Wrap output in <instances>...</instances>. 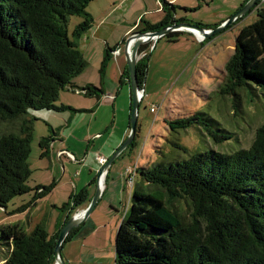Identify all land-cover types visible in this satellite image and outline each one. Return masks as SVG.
<instances>
[{
  "label": "trees",
  "instance_id": "trees-1",
  "mask_svg": "<svg viewBox=\"0 0 264 264\" xmlns=\"http://www.w3.org/2000/svg\"><path fill=\"white\" fill-rule=\"evenodd\" d=\"M157 1L163 19L150 24L142 18L140 23L146 24L143 32L185 23L209 30L221 25L192 24L186 17L176 15L175 3ZM92 2L0 0V126L17 125L16 132H0V207L3 209L15 197L35 191L30 202L19 211L33 210L56 186L52 183L32 189L28 185L32 176L28 159L33 136V121L28 116L30 110L71 114L86 111L56 103L62 92L75 89H72L74 80L87 67L79 41L94 24L93 16L87 11ZM184 9L187 12L190 8ZM73 17L81 22L70 37L68 26ZM184 33H169L162 39L177 43ZM150 47L146 44L139 49V54L144 55L137 64L141 89L147 77ZM235 47V53L225 65V84L218 94L236 96L239 90L248 89L251 101L259 96L264 98V10L258 11L256 22L240 30ZM118 48L120 45L106 47L102 74ZM125 78V83L130 85L128 69L122 76L123 84ZM75 90L96 101L106 94L103 85ZM167 124L173 133L202 126L214 144H238L233 133L220 129L216 121L205 115L167 120ZM53 141V137L40 141L42 158L49 157ZM134 145L135 140L131 147ZM167 145L172 148V154L158 149L155 163L136 170L144 187L129 194L114 240L115 264H264V123L247 149L236 147L223 152L207 144L204 150L191 152L176 141H167ZM178 154H183V159L176 157ZM90 202L86 188L72 194L60 209L61 217L53 235L42 223L31 232L22 223L3 226L1 239L9 252L4 264H55L54 251L64 224ZM180 205L186 208L183 210ZM112 210L119 212L117 208ZM82 225L71 231L63 249L78 235Z\"/></svg>",
  "mask_w": 264,
  "mask_h": 264
},
{
  "label": "rangeland",
  "instance_id": "rangeland-1",
  "mask_svg": "<svg viewBox=\"0 0 264 264\" xmlns=\"http://www.w3.org/2000/svg\"><path fill=\"white\" fill-rule=\"evenodd\" d=\"M166 1L171 2V0ZM246 1L175 0L174 3L178 17H186L192 24L218 26L232 18ZM184 8L190 9L186 12ZM259 10H264V0L242 21L237 22L224 33L212 40L205 38L207 42L201 43L197 37H189L188 33H184L177 43L168 42L166 39L161 40L157 47L156 40L152 39L147 43L152 49L147 62L145 86L141 89L145 91V98L143 102L141 101L138 113L135 145L125 149L108 168L110 169V190L106 194V200L115 195L111 188L123 178L124 174L131 195L135 186L131 187L130 178H133L135 184L142 182L137 175L134 177L133 174H129L128 168L136 165L139 169L149 168L156 162V151L161 148L167 154H172V148L167 145V141L181 143L191 152L204 150L208 145L214 150L223 152H229L236 147L244 149L250 147L257 129L264 123V98L259 96L251 101L248 89L239 90L236 96L220 95L218 91L225 82V65L235 53L238 33L257 21ZM87 11L93 16L95 23L92 30L86 33L82 41H79V50L88 64L84 72L74 80L72 89L85 88L86 82L98 88L103 85L106 93L109 94L108 97L112 96L113 99L105 100L96 118H93L92 112H89L96 100L80 95L75 89L62 92L56 104L86 110L84 112L71 114L47 110L29 111L28 118L33 121V136L28 159L32 176L28 185L32 189L37 186H49L52 183H56V186L54 193L40 202L37 208L24 213H20L19 210L24 204L30 202L35 191L15 197L8 204L7 209H0V229L6 225L22 223L27 231L31 232L34 226L42 223L53 235L57 221L61 217L60 209L69 202L70 196L90 188L93 186V181H98L95 178L102 166L95 174L88 165L93 163L92 166H95L94 159L102 152L108 157L107 159L112 158L124 140L130 136L129 133L125 139L121 132L124 124L125 128L130 127L131 88L129 83L121 86V78L112 66L113 61L107 63L104 75L100 72L105 56L102 35L109 38L108 42H111L113 47L120 45L125 53V46L121 44L122 39H119L117 43L112 39L120 34L118 26L122 23V19L134 24L138 19L143 18L145 23L157 24L162 18L159 3L157 0H128L126 4L122 0H94ZM79 22H81L80 18H71L68 26L70 37ZM98 30L100 32L97 34ZM144 30H146V24L138 22L134 30L127 35L126 40L135 32ZM143 57L144 55H141L140 59ZM126 65L127 61L124 64V70L127 68ZM115 98L116 101H114ZM152 107L158 112L151 113ZM195 115H205L208 119L216 121L220 129L235 135L238 144L216 145L204 130L205 128L197 127V125L187 131L178 133L170 131L167 120L184 119ZM68 122L70 126H67ZM7 131L16 132L17 125L0 126V132ZM96 135L98 137H95ZM46 137L55 139L50 144V154L52 148L53 153L52 156L42 158L40 141ZM103 148L104 151H102ZM62 150H65L64 153L68 151L66 154L70 160L60 159ZM71 154H77L79 162L87 154L90 157L89 163L83 167V163H75L76 159ZM176 157L183 159L184 155L178 154ZM108 175L109 172L107 177ZM75 186H77L76 191ZM128 200V193L125 194L122 191L118 206L115 207L119 213L108 214L109 208L105 202H102V206L95 209L96 211L94 210L95 216L102 212V218L105 217L102 220L103 229L100 234L89 235V233L87 242H82L81 238V242L74 240L71 244H66V248L62 251L64 257L68 250H77L70 253V259L66 264H115L114 240L127 209ZM129 205L130 201L128 207ZM180 208L184 210L186 207L180 205ZM107 217L109 219H106ZM97 255H102V258H94ZM8 256V249L0 234V264H4ZM80 258L84 260L81 262Z\"/></svg>",
  "mask_w": 264,
  "mask_h": 264
},
{
  "label": "water",
  "instance_id": "water-1",
  "mask_svg": "<svg viewBox=\"0 0 264 264\" xmlns=\"http://www.w3.org/2000/svg\"><path fill=\"white\" fill-rule=\"evenodd\" d=\"M262 0H248L244 6H242L236 14L230 18L229 20L223 22L219 27L210 32H207L206 29L201 28L196 25L191 24H175L170 27L164 28L155 32H135L132 34L128 40L125 42V53L127 59V69L130 76V88H131V121H130V136L124 141L120 149L113 155L112 158L109 159L106 166H104L98 174V181L96 186V191L91 199L90 204L85 210H82V215L76 216L73 215L63 226L59 239L57 241V246L54 251L55 264H66L63 258V244L71 233V231L81 224L86 222L91 214L96 209L100 199L102 198L103 190L100 187V178L104 170L108 169L116 160V158L128 147H131V144L136 138L137 131V122H138V113L141 105V90L139 81H138V73H137V64L140 60L139 49L141 46L147 44L150 40H154L155 38L162 39L169 33H173L176 31H181L182 29L193 30L195 32H199L205 36V38H211L213 35L223 32L228 26L236 23L245 15H247L253 8H255L258 3ZM0 209H3L0 207Z\"/></svg>",
  "mask_w": 264,
  "mask_h": 264
},
{
  "label": "crops",
  "instance_id": "crops-1",
  "mask_svg": "<svg viewBox=\"0 0 264 264\" xmlns=\"http://www.w3.org/2000/svg\"><path fill=\"white\" fill-rule=\"evenodd\" d=\"M125 4L126 3H128V0H122ZM174 1L175 0H171V2L170 3H174ZM248 1V0H247ZM162 19H163V15H162V18H161V20H160V22L162 21ZM139 20H141V19H138L137 20V22L136 23H131V21H127L126 19H122V23L121 24H119V33L120 34H118V37H113L112 39H113V41H115V43H117V41H119V39H122L121 40V44L122 45H124L125 46V42H126V38H127V35L130 33V32H132L133 30H134V27L135 26H137V23L138 22H140ZM95 23V22H94ZM93 28V27H92ZM92 28L89 30V31H91L92 30ZM88 31V32H89ZM87 32V33H88ZM100 32V30H98L97 31V34ZM185 33H187V32H185ZM189 34V37H193L194 35L193 34H190V33H188ZM84 36H86V34L84 35ZM83 36V37H84ZM113 36V35H112ZM83 37H82V39H81V41L83 40ZM104 37V35H102V43H104L105 44V49H106V47H110V48H114L108 41H109V38L105 35V37ZM161 40H163V39H160L157 43H156V47H157V45L161 42ZM79 45H80V43H79ZM156 47H154V49H157ZM105 49H104V55H105ZM118 49H120V54L117 56V57H113L112 56V60L111 61H113L112 62V66H113V68H115V70H116V72H117V75H118V77H120L121 78V81H122V76H123V74L126 72V70H127V68L124 70V64H126V61H127V59H126V53H124L123 52V50H122V48H118ZM152 49V48H151ZM123 55H124V57H123ZM124 58H125V60H124ZM127 66V65H126ZM125 81H127L126 80V78H125V80H124V84L121 82V86H124V85H126L127 83H125ZM86 85H89V82H86ZM119 93V92H118ZM115 94V93H114ZM108 93H106L105 94V96L100 100V101H94V102H96V103H94V105H93V108H92V110H89V112H92V116H93V118H96L97 117V115L99 114V112L102 110V109H100V107L105 103V100H108L110 97H108ZM116 97V96H115ZM130 97H131V95H130ZM111 98H112V96H111ZM110 98V99H111ZM113 99V98H112ZM114 101H116V98H115V100ZM75 109V108H74ZM100 109V110H99ZM67 126H70V123L68 122L67 123ZM122 133V135H123V137L126 139L127 138V136L129 135V133H130V127H129V129H128V127L127 128H125V124H124V127H123V131L121 132ZM95 137H98V135H96ZM125 141V140H124ZM104 148H106V147H104ZM104 148H103V150L102 151H104ZM64 151L65 150H62V151H60V155H59V157H60V159H64V158H67V159H69L68 157H67V154L66 153H68V151L66 152V153H64ZM52 153H53V148H52ZM51 153V154H52ZM104 152H102V154H99L98 156H96L95 157V166H92L93 165V163L92 164H90V165H88V168L91 170H94V173L96 174L97 173V170L98 169H100V167H101V165H100V163L97 161V158L98 157H100V156H103V157H105V158H108V157H106L104 154H103ZM109 153V152H108ZM50 154V156H52ZM72 155V154H71ZM77 154H74V155H72V156H74L75 157V163H78L79 162V160H78V158H77V156H76ZM110 155V154H109ZM89 159H90V157L89 156H87V154L84 156V158H82V161H80L81 163H83V167L84 166H86L88 163H89ZM110 159V158H109ZM70 160V159H69ZM68 162H71L72 164H75L74 162H72V161H68ZM79 162V163H80ZM96 164L98 165V166H96ZM137 166V165H136ZM101 169H102V167H101ZM100 169V170H101ZM129 169V168H128ZM99 170V171H100ZM108 172H109V175H108V177L106 178V183H105V189H104V191H103V194H102V198L100 199V201H99V203H98V205H97V207H96V209L99 207V206H102V202H105V204H106V206H108V208H109V211H108V214H113L114 212H116V211H114V210H112V208H115L116 206H118V203H119V199H120V197H121V195H122V191L125 193V194H127L128 193V195L130 194V192H129V189H128V186H127V180H126V177L124 178V176H125V174H124V176H123V178L122 179H119L118 181H117V183H116V185L114 186V187H112L111 188V191L115 194L113 197H111V198H109L108 200H106V194H107V192L110 190V184H109V177H110V169L108 170ZM82 176V172H81V174H80V177ZM95 179H97L98 180V175H97V177L95 178ZM122 182V183H121ZM86 183V182H85ZM91 185V184H90ZM93 186H91L90 188L88 187L87 189H88V193H89V197L92 199L93 198V196H94V194H95V191H96V186H97V182H94V184H92ZM143 187H144V185L143 184H139V183H136V186H135V188H134V190H138V191H142V189H143ZM55 190V189H54ZM54 190H53V192L49 195V196H51L53 193H54ZM77 190V186H75V191ZM74 191V192H75ZM48 197V196H47ZM46 197V198H47ZM46 198H44L43 200H45ZM43 200H41V201H39L38 202V205H39V203L40 202H42ZM37 205V206H38ZM37 208V207H36ZM83 208V207H82ZM85 209H86V207H84ZM111 208V209H110ZM85 209H82V210H85ZM82 210H80V212L82 211ZM96 211V210H95ZM117 213H119V212H117ZM99 215H101V216H99ZM99 215H94V212L91 214V216L89 217V219L86 221V222H84L83 223V227H82V229H81V231L78 233V235L73 239V241L74 240H78V242H79V240H80V242H81V238H82V242H87V239H88V234L89 235H92L93 233H96V234H100V232H101V230L103 229L102 228V220L105 218H102V212H100L99 213ZM109 216H112V217H114V215H109ZM106 219H109L108 217L106 218ZM59 220V219H58ZM107 225H109V224H107ZM111 227V226H110ZM105 228V227H104ZM72 241V242H73ZM71 244V243H70ZM102 245V244H101ZM101 247V246H100ZM66 248V247H65ZM75 251H77V250H71V251H67V252H65V257H64V254H63V258H64V260H65V263L68 261V259H70V256L69 255H71L70 253L72 252V253H74ZM94 258H102V255H97L96 257H94ZM80 260H81V262L84 260V258H80Z\"/></svg>",
  "mask_w": 264,
  "mask_h": 264
},
{
  "label": "built area",
  "instance_id": "built-area-1",
  "mask_svg": "<svg viewBox=\"0 0 264 264\" xmlns=\"http://www.w3.org/2000/svg\"><path fill=\"white\" fill-rule=\"evenodd\" d=\"M206 31H207V32H210L211 30H206ZM180 32H187V33L193 34L195 37L198 38V40H199L201 43H203V41H205V36H204L203 34L199 33V32H195V31H193V30H186V29H182ZM154 40H156V42H158V40H160V39H159V38H155ZM119 54H120V49H117V50L113 53V56L117 57ZM140 93L142 94V96H141V100H143V98H145V91L143 90V91L140 92ZM150 111H151V113H157V112H158L157 109L154 108V107H152V108L150 109ZM97 161L100 163V165H101L102 168H103L104 166L107 165L109 159H107V158H105V157H103V156H100V157L97 158ZM135 167H136V166H134L133 168L130 167V168L128 169V171H127L129 174H133L134 177L136 176V170H137V167H136V169H134ZM107 174H108V169L104 170V172L102 173L101 178H100V180H101L100 185H102L101 187H102L103 190L105 189V183H106ZM129 183H130L131 187H133V186L135 185V181L133 180L132 177L130 178ZM128 185H129V184H128ZM80 215H82L81 212L76 213V216H80Z\"/></svg>",
  "mask_w": 264,
  "mask_h": 264
},
{
  "label": "bare ground",
  "instance_id": "bare-ground-1",
  "mask_svg": "<svg viewBox=\"0 0 264 264\" xmlns=\"http://www.w3.org/2000/svg\"><path fill=\"white\" fill-rule=\"evenodd\" d=\"M140 96H142V94L140 93Z\"/></svg>",
  "mask_w": 264,
  "mask_h": 264
}]
</instances>
